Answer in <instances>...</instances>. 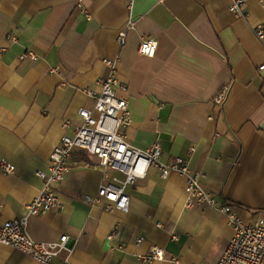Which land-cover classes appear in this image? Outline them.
<instances>
[{
  "label": "crops",
  "instance_id": "obj_1",
  "mask_svg": "<svg viewBox=\"0 0 264 264\" xmlns=\"http://www.w3.org/2000/svg\"><path fill=\"white\" fill-rule=\"evenodd\" d=\"M231 1L0 0V163L15 167L0 165V223L28 214L44 186L38 172H49L54 149L82 123L79 109L94 107L85 90L100 92L104 59L116 60L115 92L129 101V143H160L165 162L183 157L217 204L188 205L186 177H163L156 166L126 186L129 212L107 210L106 198L86 203L103 168L76 148L65 179L52 184L59 207L29 216L34 239L70 237L72 252L50 264H147L138 257L152 246L167 259L148 264H216L234 235L219 206L264 221V47L254 32L264 25V0H247L246 18ZM131 4L137 21L121 46ZM143 37L158 39L155 56L139 53ZM0 264L39 263L0 244Z\"/></svg>",
  "mask_w": 264,
  "mask_h": 264
},
{
  "label": "built area",
  "instance_id": "obj_2",
  "mask_svg": "<svg viewBox=\"0 0 264 264\" xmlns=\"http://www.w3.org/2000/svg\"><path fill=\"white\" fill-rule=\"evenodd\" d=\"M246 1L232 0L231 11L239 17L246 18ZM130 8L125 28L118 35L121 46L126 44L128 33L135 28L137 21L132 12V4ZM254 32L264 47V25H258ZM10 37L13 41L17 40L15 34ZM158 45L157 38L143 37L138 51L153 57ZM26 56L34 57L35 55L33 52L23 53L22 57ZM104 62L110 66V71L105 77L99 79L100 92L92 88L85 90L88 95L94 97V107L79 109L82 123L75 128L73 136L65 135L54 149L50 156L49 172L42 170L38 172L44 180V186L39 195L28 204V214L0 223V244L32 257L39 264H50L53 257L60 253L66 252L69 256L72 252V247L68 244L69 236L63 235L54 241L36 240L28 232V223L29 216L39 215L59 207L60 199L56 191L52 189V184L60 183L65 179L71 167L70 157L76 148L96 156L99 165L103 168V180L98 192L95 196L86 194L84 196L86 203L98 204L106 198L109 200L107 210L129 212L131 197L126 192V186L134 184L138 178L145 177L149 168L156 166L161 170L163 177H169L171 173H179L186 177L188 205H193L195 199L212 206L217 204L216 198L202 187L200 175L192 171L183 157H176L172 161L165 162L161 158L160 143L155 142L146 149L129 143L123 131V128L129 126L132 121L129 101L115 92V87L119 85L115 70L116 60L104 59ZM260 68L264 70V63L260 65ZM226 97L227 89H224L215 96L214 100L222 104ZM0 165L5 173H13L15 170L14 165L7 160H3ZM111 170L123 173L124 178L113 176L110 179ZM219 211L227 216L234 235L216 264H264V221L248 223L227 204L219 206ZM115 234L116 230L113 231V235ZM142 240L141 237L137 238L138 242ZM138 258L147 264L154 260L167 259L165 249L158 246H152L147 254L139 255ZM169 262L176 264L177 260L174 258Z\"/></svg>",
  "mask_w": 264,
  "mask_h": 264
}]
</instances>
